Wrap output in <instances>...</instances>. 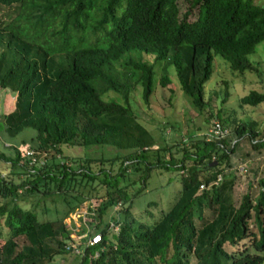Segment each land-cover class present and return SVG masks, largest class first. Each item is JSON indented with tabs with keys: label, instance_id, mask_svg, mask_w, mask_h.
<instances>
[{
	"label": "trees",
	"instance_id": "16d2710c",
	"mask_svg": "<svg viewBox=\"0 0 264 264\" xmlns=\"http://www.w3.org/2000/svg\"><path fill=\"white\" fill-rule=\"evenodd\" d=\"M180 1L188 4L183 12ZM25 3L0 0V9H6V19L0 21V91L15 96L13 109L0 115V132L13 138L32 129L33 149L52 150L61 158H67L63 146L77 138L81 145H107L118 153L111 160H99L94 170L88 159L74 168L65 159L29 164L24 147H12L13 156L0 152V163L7 168L5 175L0 171V264H48L57 254L68 253L64 247L71 231L64 220L92 198L102 200L94 204L95 220L90 223L102 234V242L89 246L79 264H264V166L258 194L246 192L238 204L233 199L234 179L221 169L241 139H248L257 154L264 138H258L250 124L233 122L236 139L229 146L226 139L203 138L183 145L179 156L168 150L172 146L151 149L156 140L128 100L140 84L142 99L149 103L154 65L142 58L121 60L131 51L153 54L155 62L166 60L174 66L183 93L201 108L215 54L235 72L256 71L248 55L264 41V5L254 0H43L22 14ZM93 10L100 15L92 28H107L105 47L83 46ZM45 17L58 20L53 32L60 41L58 54L16 29L19 21ZM170 83L168 75L160 76V86L172 92ZM109 92L121 94L126 104L104 100ZM263 101L264 92L256 90L240 98L243 105ZM219 112L216 117L224 126L228 120ZM160 169L186 174L181 175L175 202L149 223L132 213L133 199L145 189L152 171ZM128 172L142 181L133 194L127 192L132 181ZM219 174L222 180L214 184ZM67 181L87 191L77 192L72 204L64 199L68 208L61 218L39 221L33 209L20 204L35 193L52 192L51 182L61 191ZM116 205L123 214L120 220L108 212ZM204 208L211 213L209 219L204 218ZM111 222L119 226L118 233L110 231ZM20 237L26 241L21 246ZM244 240L248 245L234 251L225 247Z\"/></svg>",
	"mask_w": 264,
	"mask_h": 264
},
{
	"label": "rangeland",
	"instance_id": "374dc122",
	"mask_svg": "<svg viewBox=\"0 0 264 264\" xmlns=\"http://www.w3.org/2000/svg\"><path fill=\"white\" fill-rule=\"evenodd\" d=\"M34 2L42 3L43 0H27L23 10H21L22 14L31 11L30 4ZM254 2L264 5V0H254ZM179 7L183 12L188 7V4L185 1H180ZM95 10L91 11L93 18L87 27L83 46L97 45L105 47L108 43L107 28H92L96 24L97 16L100 15ZM196 11L194 9L190 18L196 17ZM5 12L6 9H0V21L6 19ZM57 21L51 17H45L42 21L38 19H33L30 22L23 20L17 23L16 29L29 40L42 44L49 52L58 54L61 51L60 41L53 34L59 28ZM128 57L134 59L142 58L144 61L146 60L148 63L154 65L153 93L149 98V103L145 104L142 99V87L140 84L129 94L128 100L137 120L152 133L156 140V145L151 149H156L158 146H172L168 150L179 156L178 150L183 145L189 144L190 140L205 139L211 121L217 119L216 115L218 111H220L219 113L223 116V119L228 120V122L224 123V127L229 132L226 138L228 146L236 139L232 130L233 122L250 124L258 131V138H264V101L255 106L240 103V98L251 90L264 92V41L256 46L255 52L248 55V59L255 65L256 71H245L243 74H240L233 71L229 63L219 54L214 55V70L210 80L206 83L205 103L201 108L195 107L191 99L183 93L174 66L168 64L166 60L155 62L153 54L141 53L139 51L126 53L121 60ZM119 62L115 65L117 66ZM162 74H166L170 78L171 83L169 87H171L172 92L168 88L160 86L159 78ZM8 93L10 94L11 92L8 91ZM102 98L104 100L115 99L122 104H126L121 94L109 92L104 94ZM4 99L5 96H3V100L0 102V115L11 109H9L8 103L6 104ZM33 135H35V131L32 129H25L13 138L3 131L0 132V152L13 156L15 151L12 147H17L20 150L23 147L24 150L27 148L33 149L32 145L34 144L31 140ZM33 150L36 160L40 163L50 162L53 159L54 161L65 159V162L76 168L81 164L85 165V161L88 159L91 160L90 163L94 170L97 169L99 160L103 158L111 160L118 153L117 149L107 145H81L78 138L74 140L73 145L63 146V155L67 158H61L59 154H56L52 150ZM154 151L151 150L150 154L154 155ZM246 152L249 155H245L244 153ZM25 158L30 162L29 158L26 156ZM5 164V162L0 163L2 175L7 173ZM118 165L119 162H116L111 166L113 174L117 172ZM240 165L246 167V172H238L237 168ZM105 166L110 167V162L107 161ZM263 166L264 144L259 153L253 154L251 152L250 141L244 138L241 139L236 153L230 154L228 162H223L221 166L223 174L226 177H233L234 179L233 199L235 204L239 203L242 195L246 192H250L253 196L258 194L257 179L262 175ZM128 173H130L128 178L132 181L131 183L128 181L127 192L133 194L142 187V181H140L138 174ZM185 174L186 171L177 173L172 169L152 171L147 179L145 189L133 199L132 213L142 221L149 223L158 219L161 212L167 211L177 199L181 186V175ZM48 188L52 192L47 194L35 193L33 196L27 197L20 202L24 208L33 209L32 211L36 212L39 221L56 220L63 217L68 208L64 199L66 198L72 204L79 196L76 194L77 192L87 191L84 187L76 185L74 181H67L61 191L56 189L54 182L49 183ZM89 190L91 189L89 188ZM90 200L98 204L102 202L100 199L92 198ZM117 206L112 207L108 212H111L110 217L114 216L120 220L123 214L116 210ZM203 215L204 218L209 219L211 213L204 208ZM64 221L67 223L68 218ZM49 242L56 247L53 240ZM18 243L21 246L26 241L20 237L18 238ZM248 243V240H244L237 246L226 244L225 247L228 251H234L244 245H248ZM79 261L80 257L76 255L62 253L57 254L54 260L48 264H79Z\"/></svg>",
	"mask_w": 264,
	"mask_h": 264
},
{
	"label": "built area",
	"instance_id": "2783aa9c",
	"mask_svg": "<svg viewBox=\"0 0 264 264\" xmlns=\"http://www.w3.org/2000/svg\"><path fill=\"white\" fill-rule=\"evenodd\" d=\"M229 135L228 130L222 126L218 119H213L210 124V128L206 133L205 139L207 141L211 140H222L226 139ZM24 155L30 159L29 164H33L38 161L35 158V152L32 148H27L24 150ZM238 172H246V167L244 165L238 166ZM222 180V175L219 174L215 180L214 184H218ZM204 188V184L200 185V189ZM95 202L92 200L85 201L81 206L76 208V210L68 217L67 226L70 230V240L66 243L64 249L68 253L82 257L85 255V251L89 246H94L102 242V234L97 232L96 229L90 228V223L94 222L95 219ZM116 208V207H115ZM110 231L118 233L119 226L110 223ZM99 255V251L94 253V257Z\"/></svg>",
	"mask_w": 264,
	"mask_h": 264
},
{
	"label": "crops",
	"instance_id": "0c3cea01",
	"mask_svg": "<svg viewBox=\"0 0 264 264\" xmlns=\"http://www.w3.org/2000/svg\"><path fill=\"white\" fill-rule=\"evenodd\" d=\"M5 91V92H4ZM2 94V95H1ZM3 96H5V103L7 104L8 103V107H9V109L10 110H12L13 109V105H14V99H15V96H14V94L13 93H8V91H6V90H1L0 91V102H2V100H3ZM10 110H8V111H10ZM7 111V112H8ZM6 113V112H5Z\"/></svg>",
	"mask_w": 264,
	"mask_h": 264
}]
</instances>
